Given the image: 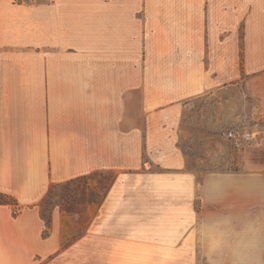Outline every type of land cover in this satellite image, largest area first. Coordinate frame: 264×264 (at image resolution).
<instances>
[{"label":"crops","instance_id":"0c3cea01","mask_svg":"<svg viewBox=\"0 0 264 264\" xmlns=\"http://www.w3.org/2000/svg\"><path fill=\"white\" fill-rule=\"evenodd\" d=\"M246 2L243 49L238 0L36 8L50 29L37 38L29 30L18 45L44 39L60 49L28 50L0 68V192L29 206L15 215L0 204V264H43L73 250L59 212L44 233L39 203L54 184L97 172L113 176L103 204L123 174L152 191L142 218L150 226L138 224L131 240L141 264H264V140L246 151L257 172L198 179L177 156L164 157L165 171L142 172L152 124L175 123L192 98L242 83L264 108V0Z\"/></svg>","mask_w":264,"mask_h":264},{"label":"rangeland","instance_id":"374dc122","mask_svg":"<svg viewBox=\"0 0 264 264\" xmlns=\"http://www.w3.org/2000/svg\"><path fill=\"white\" fill-rule=\"evenodd\" d=\"M51 1L0 0V68L4 58L22 56L28 50L60 49L51 40L44 43V39L30 46L18 45L29 30L37 38L44 34L43 30L50 29L34 15L40 4L44 6ZM238 2L243 49L247 2ZM163 118L166 119L165 115ZM163 122L152 124L153 140H144L143 173L165 171V156L171 161L180 157L182 169L195 173L198 179L214 171H259L254 166L249 168L245 157L251 146L264 140V108L242 83L192 98L182 104L175 123ZM232 129L257 133L254 139L237 144L227 136ZM148 143V147L152 143L158 147L151 150ZM112 178V173L97 172L73 183L51 186L52 192L47 193L46 200L42 199L39 209L45 210L47 216L49 212L62 215L56 225L62 230L64 241L71 242L74 249L61 251L43 264H141L131 240L138 224L148 225L143 219L150 210L147 203L152 191L147 185L136 186L134 174H123L103 204ZM69 208L73 211H68Z\"/></svg>","mask_w":264,"mask_h":264},{"label":"trees","instance_id":"16d2710c","mask_svg":"<svg viewBox=\"0 0 264 264\" xmlns=\"http://www.w3.org/2000/svg\"><path fill=\"white\" fill-rule=\"evenodd\" d=\"M87 177L88 176H81V177H78V178L63 182V183H73L75 180H80L82 178H87ZM63 183H56L53 186H57V185L63 184ZM107 190H108V188H106L105 191L107 192ZM49 192H52V191L50 190ZM49 192H48V194L50 195ZM48 194L46 195V197L49 196ZM46 197H45V200H46ZM45 200H44V202H45ZM46 203H45V205H46ZM0 204L10 205L13 208L15 215H18L20 213V209L22 208V206L18 202V199L15 196H13L12 194L2 193V192H0ZM68 211L72 212L73 210L69 208ZM41 215H42L43 219L45 220L46 229H45L44 233L47 235V234H49V232H50L49 229L52 225V212H49V215L47 216L45 210L42 209Z\"/></svg>","mask_w":264,"mask_h":264},{"label":"built area","instance_id":"2783aa9c","mask_svg":"<svg viewBox=\"0 0 264 264\" xmlns=\"http://www.w3.org/2000/svg\"><path fill=\"white\" fill-rule=\"evenodd\" d=\"M255 131L239 132L237 130H229L227 132L228 138L234 139L237 144H242L243 142L250 141L256 136Z\"/></svg>","mask_w":264,"mask_h":264}]
</instances>
